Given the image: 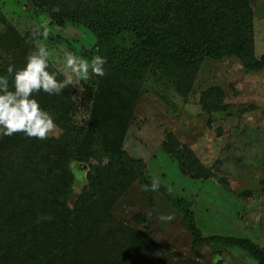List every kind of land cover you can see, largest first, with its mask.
I'll use <instances>...</instances> for the list:
<instances>
[{
    "label": "trees",
    "instance_id": "obj_1",
    "mask_svg": "<svg viewBox=\"0 0 264 264\" xmlns=\"http://www.w3.org/2000/svg\"><path fill=\"white\" fill-rule=\"evenodd\" d=\"M27 1L59 28L71 23L88 30L94 42L81 48L82 55L105 56L106 74L81 81L77 88L69 86L59 95L33 93L54 117V139L20 132L0 137V264H202L176 254L146 227L129 225L106 210L108 191L91 161L150 184L145 162L124 147L148 80H165L186 99L195 90L205 58L237 57L248 72L264 69V54L255 55L252 0ZM6 26L0 31V74L10 63L22 66L39 46L33 31ZM199 104L210 120L214 113L233 114L217 85L201 90ZM161 148L176 159L183 174L195 179L213 176L174 133H166ZM73 162L88 169L86 189L71 200ZM158 191L181 209L182 224L194 245L238 246L256 264H264V247L246 237L204 235L191 201L167 195L162 186ZM135 219L146 218L138 213ZM213 253V264H221L220 249Z\"/></svg>",
    "mask_w": 264,
    "mask_h": 264
},
{
    "label": "rangeland",
    "instance_id": "obj_2",
    "mask_svg": "<svg viewBox=\"0 0 264 264\" xmlns=\"http://www.w3.org/2000/svg\"><path fill=\"white\" fill-rule=\"evenodd\" d=\"M252 7L254 48L259 57L264 54V0H252ZM7 24L21 32H32L46 24L47 37L41 36L36 42L45 43L52 50L50 60L59 69L65 50L83 57L81 48L94 42L93 35L83 26L66 23L59 28L48 16L29 7L27 0H0L1 32ZM3 55L0 51V63ZM211 85L222 88L224 102L231 105L233 114L214 113L210 120L201 109L199 94ZM146 87L136 106L137 121L128 130L124 147L145 162L150 183L158 179L167 195L191 201L204 235L246 237L264 247V69L248 72L237 57L205 58L195 79V90L186 99L175 93L165 80L151 78ZM167 132L191 147L213 176L195 179L183 174L176 159L161 148ZM56 134L57 127L48 136L54 139ZM91 166L100 173L108 191L106 210L117 219L146 227L150 235L176 254L202 264L214 263L215 249L221 251V264H256L238 246L194 245L182 224L183 212L170 204L162 191H144V184L135 178L131 181L132 175L119 176L106 171L96 160L91 161ZM71 169L75 176L72 200L86 189L88 166L73 162ZM138 213L145 215V222H137ZM162 213H172L174 218L161 221Z\"/></svg>",
    "mask_w": 264,
    "mask_h": 264
},
{
    "label": "clouds",
    "instance_id": "obj_3",
    "mask_svg": "<svg viewBox=\"0 0 264 264\" xmlns=\"http://www.w3.org/2000/svg\"><path fill=\"white\" fill-rule=\"evenodd\" d=\"M59 11V9H56ZM48 28L41 24L32 33L33 38L47 37ZM52 50L45 43L31 50L22 66L8 64L6 72L0 74V137L23 133L27 137L45 139L55 128L52 114L41 107L33 93L43 91L59 95L69 86L77 88L81 81L106 74V57L97 52L90 59L65 50L62 69L55 70L50 58ZM58 77H62L58 79ZM161 182L152 179L143 186L144 191L156 192ZM171 191V189H168ZM161 221H171L172 213L160 215Z\"/></svg>",
    "mask_w": 264,
    "mask_h": 264
}]
</instances>
